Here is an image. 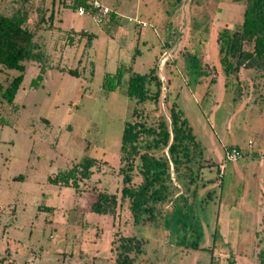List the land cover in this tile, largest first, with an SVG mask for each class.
<instances>
[{"label": "rangeland", "instance_id": "374dc122", "mask_svg": "<svg viewBox=\"0 0 264 264\" xmlns=\"http://www.w3.org/2000/svg\"><path fill=\"white\" fill-rule=\"evenodd\" d=\"M219 2L231 4L104 0L120 17L110 38L62 0H0L1 16L26 13L48 68L32 89L39 65L23 64L12 105L1 93L19 73L0 72V264H113L119 239L130 237L143 244L142 254L132 256L137 264H264V73L241 71L239 85L225 89L217 38L241 25L239 19L221 22ZM251 49L247 43L245 50ZM120 67L139 75L156 70L161 96L156 106L138 107L145 123L169 125L175 102L202 151L200 157L193 151L198 177L190 193L175 176L191 207L188 226L177 236L197 242V249L176 246L163 225L170 202L160 206L153 223L136 226L120 199L121 134L135 102L125 95L128 72L114 92L102 87L105 74ZM230 148L241 158L226 161ZM252 152L263 156L257 160ZM86 158L95 165L77 191L47 183L58 170ZM139 182L135 177L134 184ZM97 193L116 197L114 213L89 212ZM46 207L52 211H39ZM216 225L220 238L214 243Z\"/></svg>", "mask_w": 264, "mask_h": 264}, {"label": "trees", "instance_id": "16d2710c", "mask_svg": "<svg viewBox=\"0 0 264 264\" xmlns=\"http://www.w3.org/2000/svg\"><path fill=\"white\" fill-rule=\"evenodd\" d=\"M62 1L65 3V0ZM230 1L232 5L243 7L244 11L241 30L232 33L222 32L217 38L219 65L225 78L224 87L229 90L233 85L235 87L239 85L238 75L241 71L264 73V0ZM80 4L79 1L76 5ZM75 8L71 9L75 12ZM26 22L25 12L9 17L0 15V72L4 69L19 73L1 93L3 101L9 105L13 104L23 81L25 62L31 61L39 65L38 75L30 85L32 89L40 86L48 70L44 57L34 42L35 32L27 27ZM119 27L120 17L115 10L110 9L101 25V30L112 38ZM81 34V32L76 33L78 41L82 39ZM70 42L72 45L73 42L71 40ZM247 43L251 44L250 51L245 50ZM59 71L65 72L63 69ZM126 72L129 75L125 95L135 102V107L131 112L132 121L124 124L121 134L120 199L128 203V211L136 226L153 223L160 214V206L170 202L172 207L168 215L163 217V225L171 229L176 246L197 249V242H187L186 235L177 236L188 226L191 207L183 190L177 189L175 176L185 183L186 193H190V187L195 185L198 177L194 170L193 151L199 147L192 129L175 102L169 109V125L162 120L154 126L145 123L143 112L138 107L146 104L156 106L162 90V83L153 68L148 73L139 75L132 73L129 68L120 67L114 75L105 74L103 89L107 92L117 90ZM64 74L79 77L77 71L69 70ZM203 74L204 72L201 71L200 75ZM232 149L238 151L237 148H230ZM162 150L165 152L156 157L155 154ZM200 151L198 149V157L201 155L202 151ZM94 165L93 159L86 158L78 164L58 170L54 176L48 177L47 183L77 191L81 180L90 179ZM197 172H200L199 168ZM135 177L140 179L138 184H134ZM175 189L178 191L176 197ZM116 207L115 196L97 193L95 201L89 207V212L105 216L114 213ZM39 211L50 213L52 208L46 207ZM219 238L216 225L213 242L215 243ZM119 243L115 248L116 258L113 264H137L132 256L142 254V242L130 237L120 238ZM228 264L233 262L230 261Z\"/></svg>", "mask_w": 264, "mask_h": 264}, {"label": "built area", "instance_id": "2783aa9c", "mask_svg": "<svg viewBox=\"0 0 264 264\" xmlns=\"http://www.w3.org/2000/svg\"><path fill=\"white\" fill-rule=\"evenodd\" d=\"M81 2L80 5H76L77 2ZM65 0V5L68 8H75V12L78 17H90L95 23L101 26L104 19L108 16L110 9L104 4V0ZM76 5V6H75ZM144 26V25H143ZM226 161L234 162L241 158V153L235 149L230 150L226 154Z\"/></svg>", "mask_w": 264, "mask_h": 264}, {"label": "crops", "instance_id": "0c3cea01", "mask_svg": "<svg viewBox=\"0 0 264 264\" xmlns=\"http://www.w3.org/2000/svg\"><path fill=\"white\" fill-rule=\"evenodd\" d=\"M112 10H114V9H112ZM217 11H219V13H220L219 19L221 20V22L223 24H225V23L226 24L227 23L230 24L231 22H235V20L239 19L240 20V25H242L243 11H244L243 7L237 6V5H232V4H230V5L229 4H225L224 2H219L218 5H217ZM124 34H125V32H124ZM118 35L120 36L121 32H119L117 34L116 38L118 37ZM250 156L256 158L257 160H259V159L262 158L261 156H263V155L261 153L252 152Z\"/></svg>", "mask_w": 264, "mask_h": 264}]
</instances>
